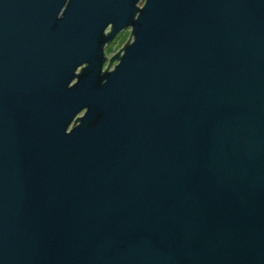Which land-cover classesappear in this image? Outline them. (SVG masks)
Listing matches in <instances>:
<instances>
[{"label":"water","instance_id":"1","mask_svg":"<svg viewBox=\"0 0 264 264\" xmlns=\"http://www.w3.org/2000/svg\"><path fill=\"white\" fill-rule=\"evenodd\" d=\"M0 264H264V0H0Z\"/></svg>","mask_w":264,"mask_h":264},{"label":"rangeland","instance_id":"2","mask_svg":"<svg viewBox=\"0 0 264 264\" xmlns=\"http://www.w3.org/2000/svg\"><path fill=\"white\" fill-rule=\"evenodd\" d=\"M143 4V2H140L138 4L139 7H141ZM130 36V31H123L121 32L115 39V41L112 43L110 48L105 49V53L107 51L113 54H116L123 46L124 44L127 42L128 38ZM107 67V65L105 66V68Z\"/></svg>","mask_w":264,"mask_h":264},{"label":"flooded vegetation","instance_id":"3","mask_svg":"<svg viewBox=\"0 0 264 264\" xmlns=\"http://www.w3.org/2000/svg\"><path fill=\"white\" fill-rule=\"evenodd\" d=\"M111 45H112V44L107 45V46L105 47V49L110 48ZM105 55H106V57H107L108 59H110L114 54L112 55V53H110V52L107 53V51H106Z\"/></svg>","mask_w":264,"mask_h":264}]
</instances>
